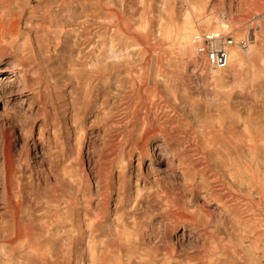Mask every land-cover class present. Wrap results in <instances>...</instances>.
Segmentation results:
<instances>
[{"label": "bare ground", "instance_id": "1", "mask_svg": "<svg viewBox=\"0 0 264 264\" xmlns=\"http://www.w3.org/2000/svg\"><path fill=\"white\" fill-rule=\"evenodd\" d=\"M223 1L198 0L180 26L160 32L178 53L153 57L129 29L114 26L109 0H43L56 17L40 35L0 22V247L52 262L54 246L45 252L41 238L50 218L76 233L60 246L86 253L91 264H261V27L253 41L250 32L234 40L226 69L209 67L212 91L204 100L186 86L187 69L200 68L203 57L195 36L231 28L213 11ZM240 5L255 11L264 0ZM9 6L0 0V12ZM48 91L59 101L52 111L43 99ZM34 110L44 118L40 132L56 140L47 168L23 155L31 149L28 123L39 117Z\"/></svg>", "mask_w": 264, "mask_h": 264}, {"label": "rangeland", "instance_id": "2", "mask_svg": "<svg viewBox=\"0 0 264 264\" xmlns=\"http://www.w3.org/2000/svg\"><path fill=\"white\" fill-rule=\"evenodd\" d=\"M9 1L10 6L8 7V10L3 13L0 12V22L18 23L21 33L23 35L30 34L31 36H35L36 34L40 35L46 31L47 27L52 26V21H54L56 15H51L50 13H52L51 9L54 8V5L53 7H46L47 5L43 3V0ZM235 1L230 2V0H225L223 3L221 2L220 4H216L214 6L213 11H215L216 14L222 15L224 18H226V20L232 22L230 30L224 34H229L234 40L237 41L238 36L246 32L249 34L250 32L253 41L255 35L258 34V32L257 34L255 33L259 30L258 27L260 26L263 32L261 37L264 38V8H257L258 10L256 9L255 11H246L241 8L240 4L242 0H240V2L239 0ZM197 2L198 0H188V2L185 0H109V2H106V8L107 12L112 16L111 21H113L114 26L125 27L129 29L130 38L139 43L140 49L146 54V56L153 57L160 51L169 53L172 48L173 49L170 53L175 51V47H171V42L166 40L160 32L170 25L180 26L182 24L181 22L183 15L192 5L197 4ZM55 28L56 26L53 27V30H55ZM69 29L70 26H66L64 31ZM202 32L207 31L203 30ZM165 49L167 51H163ZM175 52L178 53L177 50ZM63 56L66 58V55ZM197 58L199 66L201 67H189L187 69L188 78H186L188 92L196 100L203 97L204 94L210 93L212 91V87H210L208 81V78L211 75L209 73L210 68L204 57L201 59L199 56H197ZM200 63L202 64L200 65ZM68 66V62L64 61L63 68L67 70ZM51 91H53V89ZM54 98L55 95L53 96V93L50 95L49 91L47 93H43V99H47L49 102H52L50 104L48 103L47 105L48 111H52V104L55 106H58L59 104L57 97L55 99ZM201 99L204 100L203 98ZM12 105L13 104L9 105L8 113H11L10 108ZM33 108L36 110L35 107ZM4 109L5 104L0 103V113H3ZM17 110H20L18 106ZM35 110L34 112L36 113ZM37 113H39V117L35 119L33 118L28 123V125L33 128V133L30 140L31 149L30 151L24 150L23 155L24 157L29 156L31 163H36V166L39 165V167H37L39 169L41 165L44 166V168L49 166V163L58 153V149L54 144L56 141L55 138L52 137L48 131H43L42 133L40 132L39 126L43 123L44 118L42 115H40L42 114V111ZM40 133L43 135L41 140ZM149 164L150 160L145 159V170ZM0 206L2 207L3 205L0 203ZM1 207L0 211H3L4 209ZM213 208L214 206L212 209ZM158 212H161V210H158ZM158 212H155L153 217H155V219L159 218L161 220L162 218H160V215L158 216V214H156ZM50 220V218H47L43 221L44 228L41 233V238L44 241L43 245L45 252H48L47 245H50L49 248H51V244L54 246L52 254H54L56 257L54 258L57 260L52 258V262L54 264H91L88 260V257L86 256V253L84 256L82 251V253L77 251V248L72 249L66 245H64L65 248L62 247L63 245L60 246L61 242L63 241L64 243L62 244H65L66 241L68 243L70 239H74L76 233L71 232V230L66 227L60 228L61 226L52 224L53 222L51 223ZM182 232L183 229H180L177 232V235L182 234ZM242 235L246 236L244 233ZM256 236H258L257 232H252V234L249 236V239L255 240ZM249 239L243 238L241 243L248 246L251 243ZM58 240L59 242H57ZM51 241L55 243L53 244ZM56 243H58L59 246ZM55 247L57 248L55 249ZM61 248L62 251L60 254ZM7 249L4 250V248L0 247V264H53L50 261H48V263H39L40 259L30 254L21 253L20 249L18 248H16L14 252L10 249V252L12 253H10L9 250L7 251ZM261 250L262 249L258 250L257 254L259 256V263L264 264V256L262 253L263 250ZM82 256H84L85 260L81 259ZM138 260L134 259V261L132 260L128 264H145L141 260Z\"/></svg>", "mask_w": 264, "mask_h": 264}, {"label": "built area", "instance_id": "3", "mask_svg": "<svg viewBox=\"0 0 264 264\" xmlns=\"http://www.w3.org/2000/svg\"><path fill=\"white\" fill-rule=\"evenodd\" d=\"M198 55L203 56L209 67L214 70H224L229 64L230 49L235 46V41L229 34L204 32L194 38ZM242 49H247L246 41L240 43Z\"/></svg>", "mask_w": 264, "mask_h": 264}]
</instances>
